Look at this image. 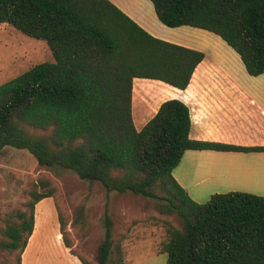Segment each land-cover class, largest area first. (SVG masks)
Segmentation results:
<instances>
[{
	"label": "trees",
	"instance_id": "obj_1",
	"mask_svg": "<svg viewBox=\"0 0 264 264\" xmlns=\"http://www.w3.org/2000/svg\"><path fill=\"white\" fill-rule=\"evenodd\" d=\"M149 1L164 26L212 33L250 76L264 73V0ZM0 25L46 42L54 59L0 85V154L6 147L26 150L39 167L72 171L106 193L153 199L160 216L177 221H162L158 253L165 264H264V197L231 192L198 204L172 176L188 150L264 148L191 140L189 109L175 99L163 102L139 131L134 126V79L184 90L203 53L154 38L109 0H0ZM46 187L29 191L6 227L8 240L0 246L16 252L17 264L36 204L51 198ZM58 223L81 264H126L119 246L125 234L115 239L108 213L93 260L74 253L60 214Z\"/></svg>",
	"mask_w": 264,
	"mask_h": 264
},
{
	"label": "crops",
	"instance_id": "obj_2",
	"mask_svg": "<svg viewBox=\"0 0 264 264\" xmlns=\"http://www.w3.org/2000/svg\"><path fill=\"white\" fill-rule=\"evenodd\" d=\"M109 2L154 38L204 54L184 90L156 80L134 79L141 80V109L137 115L141 123H136L132 110L137 131L163 102L175 99L189 109L191 140L264 148V73L250 76L237 53L227 45L221 46L213 37L207 38L221 47L207 49L193 29L164 26L149 0ZM172 176L198 204L206 203L214 194L231 192L264 197V151L188 150L172 170ZM48 224L53 230L54 245L48 241ZM57 229L55 208L49 198L43 199L34 208L33 232L21 254V264H81L65 247ZM159 245L154 246V254L147 258L136 262L126 258L125 263L160 264ZM165 260L166 257L162 258V264Z\"/></svg>",
	"mask_w": 264,
	"mask_h": 264
},
{
	"label": "rangeland",
	"instance_id": "obj_3",
	"mask_svg": "<svg viewBox=\"0 0 264 264\" xmlns=\"http://www.w3.org/2000/svg\"><path fill=\"white\" fill-rule=\"evenodd\" d=\"M189 29L196 31L202 38L204 48L227 47L212 33L191 27ZM207 37L217 39L221 46ZM42 63H54L46 42L30 38L11 26L0 25V85ZM134 87L132 110L136 123H141V120H137L141 109V80L134 81ZM41 184L48 185L46 189L51 194L49 201L55 208L57 221L59 214L65 220L67 237L74 253L87 260H93L96 248L104 238L105 213H108L116 226L113 234L115 239L125 234L119 244L125 252L124 262L126 258L136 262L154 254V246L165 240L162 221L177 224L175 217L160 216L157 213L153 199L106 193L99 183L80 180L74 172L58 167H39L26 150L6 147L0 154V243L8 240L6 227L12 225L16 213L24 209L29 198L28 192L33 189L41 191ZM128 226L129 230L125 232ZM47 231L50 233L48 241L54 245L51 224H48ZM57 234L61 238L58 229ZM162 258L165 255L161 254L158 258L160 264ZM16 259V252H9L0 246V264H17Z\"/></svg>",
	"mask_w": 264,
	"mask_h": 264
}]
</instances>
